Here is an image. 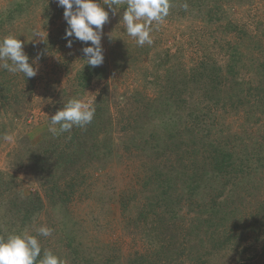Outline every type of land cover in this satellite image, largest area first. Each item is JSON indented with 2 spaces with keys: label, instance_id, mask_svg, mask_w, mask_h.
I'll return each instance as SVG.
<instances>
[{
  "label": "rangeland",
  "instance_id": "rangeland-1",
  "mask_svg": "<svg viewBox=\"0 0 264 264\" xmlns=\"http://www.w3.org/2000/svg\"><path fill=\"white\" fill-rule=\"evenodd\" d=\"M187 2H174L169 15L153 30V44L143 47L138 46L123 27L121 18L125 8L112 15V9L105 5L109 20L103 26L101 43L104 62L99 66L100 80L95 78L89 87L81 89L77 87V76L86 62L83 48L91 42L85 44L75 37L65 38L68 25L64 8L58 5L57 0H0V38L14 35L22 40L29 62L35 61L34 66L38 68L37 74L31 78L0 68V235L27 230L37 235L42 252L49 249L70 264H78L74 251L88 260L90 257L93 264H127L138 254L158 256L166 247L172 251L168 244V231L163 229L161 233L162 224L156 217L161 209L151 206L155 203V200L150 202L154 192L151 187L140 186L138 181L135 172L137 160L117 149L118 153L111 159L96 162L88 151L97 153L92 149V144L98 140L94 135L99 134L101 147L110 137V131L118 138L124 135L125 121L130 112H139L141 122L145 120L146 123V110L157 107L155 100L163 92L170 91L174 69L177 70L176 75L182 73L187 77L191 68L205 57V52L215 53V59L224 64L226 54L212 45H215V38H228L227 24H205L201 18L190 16L189 9L186 10L189 16L180 15L185 11L183 5ZM224 8L228 19L239 26L237 38L240 41L244 38L245 49L249 47L246 51L242 50L245 54L236 77L254 79L258 63L253 59L264 58V0H231ZM37 30L43 34L45 41L34 37ZM69 39L72 40L71 47L67 46ZM96 76L99 77L98 74ZM179 88L185 91L196 89L192 85ZM243 88L245 93H256L254 87L255 90L248 86ZM8 91L15 93L11 97L13 102L5 101L1 96L4 93L10 96ZM73 97L90 100L94 106L95 101L101 98L108 102L112 116L118 119L112 118L109 124L108 109L105 107L104 116L101 120L97 119L96 127L80 128L78 139L73 142L80 144L81 150L87 153L86 157L81 159L77 156L74 162L62 161L59 166L48 162L35 165L33 154L37 156L50 142L59 143L61 154L73 153L75 148L67 140H56V135L48 130L50 117ZM205 104L201 103L203 108ZM205 109L210 111L208 125L218 121L219 125H215L218 128H214L215 136L234 137L238 142L248 137L245 143L253 145L249 147L252 148L249 155L244 149V154L236 157L237 163H243V172L232 170L216 183L217 190L220 187L225 189L222 194L225 205L220 210L228 206L231 215L227 223L235 234V240L218 249L207 248V243L202 246L199 240L196 245V241L190 242L186 232L198 225L197 211L203 203L195 200L192 204L184 197L183 204L177 208L184 218L177 221L180 249L186 247L184 251H187L193 246L196 252L199 247V252L210 254L208 264H260L262 259L257 255L264 240V230L261 229L264 213L262 216L258 212L264 208V168L259 166L256 170L254 166L264 158V130L258 132V126L261 127L264 120L253 125L252 119L251 126L239 127L236 115L229 113L227 105L221 103L219 107ZM152 127L153 122H147L142 138H146V132ZM73 133L72 129L66 135L71 137ZM4 134L12 136V140L5 141ZM117 140L120 142V139ZM253 151L255 156L252 157ZM44 157L41 154L38 160ZM200 160L208 165L203 154ZM186 171L189 175L195 173L193 168ZM204 171L202 167L198 173ZM182 192L185 196L184 189ZM173 197L176 200L175 194ZM202 198L206 203V195ZM201 216L202 229L207 230L210 215L203 212ZM214 219L212 223L216 222V225L224 222L221 215ZM253 220L254 227L245 228ZM41 225L52 228V235L39 236L36 230ZM221 227L218 226L219 229ZM214 228L205 232L201 239L207 241ZM246 231L251 233L245 234ZM160 258L157 257L151 264L188 262L184 255L172 259L169 251Z\"/></svg>",
  "mask_w": 264,
  "mask_h": 264
},
{
  "label": "trees",
  "instance_id": "trees-1",
  "mask_svg": "<svg viewBox=\"0 0 264 264\" xmlns=\"http://www.w3.org/2000/svg\"><path fill=\"white\" fill-rule=\"evenodd\" d=\"M175 1L177 0H171V4L173 5ZM186 1H188V13H190V16L193 15L201 18L204 23L208 25L218 22L227 24L225 25V29H228L227 32L230 34L227 36L228 38L225 36L218 37V39L215 38L214 43L216 46L212 45L213 47H217L218 50H223L226 54L227 58L224 64L222 65L221 62L215 59L213 56L215 53L210 54L209 52H205V57L191 68V72L187 73V77L182 73L176 75L175 73H177V70L174 69L170 82V91L163 92L161 97L155 100L157 107H149L146 110L145 113L148 119L146 123L145 120L141 122L139 112H130L125 121L124 128L126 131L124 135L118 138L110 131V137L102 147L98 142L99 134L97 136L94 135L98 140L92 144V149H94L95 152L97 151V153L95 155V153L93 154L88 151V155L92 157L91 159L95 158L96 162L111 159L118 153L117 149H121L127 153L128 157L135 158L137 160L135 172H137L136 175L138 176L140 186L152 188L154 196L150 202L155 200V203L151 206L155 208L160 207L161 209L156 213V217H159L162 224L161 233L163 229L169 233H167V236L170 237L168 244L172 251L169 247H166L158 256L155 254L151 256H147V254H138V256L129 260L127 264H151L157 257L161 260L160 256L168 251L169 254L172 253V259L174 260L176 257L184 255L188 261L187 264H190V262H193V264L209 263V252V255L206 254L207 252H199V247L196 248V252H194L193 248L195 247L193 246H188L189 248L187 251H184L187 249L186 247L180 249L178 240L180 238L177 237L180 235V228L177 226V221L184 218L181 217L182 215L177 211V208L183 204L181 201L185 199L184 197H186L188 201H191L192 204H194L192 201L195 200H199L203 203L202 208L197 211L198 225L186 232L190 242L196 241V245L197 240H199L202 242V246L204 243H207V248L218 249L219 247L229 245L235 240V234H233V230L228 227L227 223L230 220L229 216L231 212L228 211V206L220 210L225 205V198L222 195L225 189L224 187H220L219 190H217L218 187L216 183H218L220 178H223L224 175H227L232 170L243 172V163L241 161L240 164L237 163L238 160L236 157H239L241 153L244 154V149L247 151L246 154L249 155L248 152L252 150V148L249 147L253 144L249 143V145H247L245 143L246 140H249L248 137L238 142V139H234V137L229 136L227 138H221L215 136L216 132H214V128H218V121L214 125H208L207 116H210V111L205 108L209 109L210 106L219 107L221 103L227 105L229 113L233 112L236 115L235 120L239 127L242 125H246L247 127L251 126L252 119L253 125L254 122L260 124L261 119L264 120V58L258 57L262 59L260 62H258V58L253 59L254 62L258 63L255 67L254 79L242 80L236 77V73H239L241 68L239 63L242 62V55L245 54V52L243 54V51H246L249 47L245 49V44L243 43L244 38H241V41L237 38V35L240 34L239 26L234 24L231 19H228L226 14L224 5L231 0ZM188 13L185 10L179 14L189 16ZM85 63L77 76V87H81V89L89 87L95 78L100 80L99 66L93 68ZM96 74H98L99 77H97ZM247 81L248 83H246ZM185 85H187V87L188 85L195 86L196 89L193 88L189 91H185L179 88V86L185 87ZM239 86L241 89H239ZM243 86H248L250 89L254 87L256 90H253H255L256 93L250 94L248 92H243ZM261 91H263V93H260ZM8 93L11 92L8 91ZM1 96L5 101L13 102L11 97L15 96V93H11L10 96L4 93L1 94ZM101 98L95 101V116L92 123L87 126L91 125L92 127H96V122H99L97 119L100 118L99 120H101L104 116L105 107L108 109V118H110L108 122L109 124L112 123V118L114 117L109 109L108 102H105ZM201 103H206L205 108H203ZM248 108L250 110H248ZM115 118L118 119L116 116ZM147 122H153V127L146 132V138H142L144 133L142 131L145 130ZM137 124L140 126H137ZM216 124L217 126H215ZM79 130L80 128L74 127V133L71 137H68L66 135L67 133L56 135V140L65 139L68 141V144H71V147L75 148L71 155V152H68L63 153L64 156L61 154V146L59 143L56 141L50 142L48 147L41 150L37 156L33 154L35 159L32 160L35 161V165H43L48 162L49 164L56 163L59 166L62 161H65V163H72L77 156H81V159L82 157H86L87 153L81 150L80 144L73 142V140L76 141L78 139ZM263 130L264 122L261 127L258 126V132L262 133ZM138 135L140 136L139 138ZM117 139H120V142ZM79 148L80 150H78ZM41 154L45 155V157L42 160H38ZM201 154H203L204 160L208 161V165L206 163H201ZM253 156H255L254 151L252 153V157ZM261 159L262 161H257L258 164H253L256 170L259 169V166L264 168V158ZM202 167L205 171L199 174L198 170L200 168L202 169ZM188 168L195 169V173L189 175L188 171H186ZM183 189L185 190V196L182 192ZM174 194L176 195V200H174ZM205 195L207 198L206 203L202 200V197ZM41 201L40 199V202ZM196 205L199 208L198 203H196ZM203 212H207L208 215H210V218H208L209 226L207 230H205L206 228L202 229L203 226H201V220L199 218L202 217L201 213ZM262 213H264V208L258 212V215L263 216ZM218 215H221V219L224 222L216 225V222L214 224L212 221H214V218ZM254 219L256 221L255 217ZM260 219H262V217ZM253 224L254 220L245 226V228L252 229L254 227ZM220 225L223 226V228L221 227L219 229L218 226ZM213 226L215 228L208 234V240L205 241L201 239ZM261 229L264 230V226ZM203 230L204 232H202ZM247 233H251V231H246L245 234ZM162 247H164V245ZM260 249L257 256H261L262 263L260 264H264V240ZM44 250L45 249L41 252V257L43 256ZM73 254L78 264H93L90 257L88 260L86 256H82L80 252L77 251H74ZM247 260L248 259H245V261ZM67 264L70 263L67 262Z\"/></svg>",
  "mask_w": 264,
  "mask_h": 264
},
{
  "label": "clouds",
  "instance_id": "clouds-1",
  "mask_svg": "<svg viewBox=\"0 0 264 264\" xmlns=\"http://www.w3.org/2000/svg\"><path fill=\"white\" fill-rule=\"evenodd\" d=\"M64 8V18L67 22L65 38L75 39L88 44L83 48L86 63L91 67H98L104 62L102 41L103 26L109 20V12L105 5L116 15L120 8H125L121 21L128 36L135 39L138 46L152 45V32L163 23L169 15L171 0H57ZM185 10L189 5H183ZM120 21V22H121ZM34 37L44 40L43 34L35 31ZM45 41V40H44ZM24 42L14 35L0 38V68L11 73H23L26 78L34 77L38 68L29 62L24 52ZM68 47L72 40H68ZM96 109L90 100L85 98H70L63 107L50 117L49 132L60 135L71 133L74 127L86 128L91 124ZM5 141H11L12 136L3 135ZM39 236L49 237L53 229L47 225L37 228ZM37 235L27 230L9 232L0 235V264H67V260L54 254L51 250H44Z\"/></svg>",
  "mask_w": 264,
  "mask_h": 264
}]
</instances>
